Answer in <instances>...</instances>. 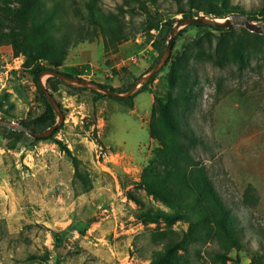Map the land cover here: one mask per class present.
<instances>
[{
	"label": "rangeland",
	"instance_id": "1",
	"mask_svg": "<svg viewBox=\"0 0 264 264\" xmlns=\"http://www.w3.org/2000/svg\"><path fill=\"white\" fill-rule=\"evenodd\" d=\"M229 3L264 24V0ZM181 10L197 12L190 0H0V119L37 132L53 126L38 120L49 114L39 85L40 67L53 68L49 59L85 79L104 71L102 84L127 89L161 60ZM184 28L151 84L155 105H168L177 122L183 116L198 137L192 145L174 135L180 164L198 183L209 178L241 218V247L193 208L194 192L167 202L138 186L158 145L149 90L93 104L91 91L45 75L64 123L41 141L0 127V264H264V34L240 24ZM82 50L100 67H69ZM159 128L171 136L161 119ZM177 181L175 199L183 189Z\"/></svg>",
	"mask_w": 264,
	"mask_h": 264
},
{
	"label": "trees",
	"instance_id": "2",
	"mask_svg": "<svg viewBox=\"0 0 264 264\" xmlns=\"http://www.w3.org/2000/svg\"><path fill=\"white\" fill-rule=\"evenodd\" d=\"M191 5H193V8L197 9V12L194 14L193 11L186 12L185 10H181V13L184 14L185 17H193V16H199L200 12H205V14L211 15L214 14L217 17L216 18H227L230 15H235V14H244L247 15L252 21L255 20L254 17L248 15L244 9H242L238 5H231L229 3V0H190ZM204 2H208L211 5V8L206 7L203 5ZM23 11H18V14H23ZM192 26H197V27H208L206 25H201V24H194ZM174 27V24H170L169 26V31H171ZM210 27V26H209ZM215 30L218 31H224L222 28H215L211 27ZM24 34H30L31 28L30 27H24L22 28ZM186 28L181 30L176 38V41L178 40V37L181 35L182 32H184ZM175 41V43H176ZM175 46V44H174ZM62 59L63 57V52H62ZM245 50L243 47H241L238 51L237 58L239 62L241 63L242 66L245 65ZM49 62L53 66L51 67H46V66H41L40 70L43 72L44 70L51 69L58 71L59 64L57 63L56 59H49ZM169 63V61H168ZM156 62H153L151 66L145 72L142 74V76L149 71L150 68H152ZM41 72V73H42ZM69 76H73L68 73H64ZM81 75H76L73 77H78ZM141 76V77H142ZM168 78L169 82L174 85L175 84V72L171 71L168 73ZM156 79V76L147 84H145L140 91L143 90H149L154 93L155 100L158 99V94H156L154 91L151 89V84L154 82ZM94 81V80H93ZM54 83V82H59L62 84V82L56 78V77H50L48 80V83ZM97 82V81H95ZM100 83V82H98ZM102 84V83H100ZM136 83L131 85L125 90L118 91V92H126L132 89L135 86ZM40 85V82H39ZM108 88H111L113 90H116L111 85H104ZM41 88V87H40ZM81 89L83 92H90L94 93L95 96H93L92 103L97 104V102L103 98H113L112 96H108L105 94H101L99 92L89 90L87 88L83 87H77ZM117 91V90H116ZM139 91V92H140ZM136 95V94H135ZM134 95V96H135ZM134 96H132L129 99H132ZM48 105V110L49 114L46 118L43 116L38 119L42 124L51 123V126L56 123V114L52 109V106L50 103H47ZM169 106L164 104L163 102L160 103V106L157 107L155 105L154 111H153V116L152 120L150 122V134L151 137L154 141L158 142V145L153 151V156L152 158L148 161L147 165L144 167L143 171V177L141 182L138 184V186L148 192L149 195H153L157 198H162L163 200L167 202H174L177 199L180 200H185V194L186 192H194L196 195V201L191 203L193 208L198 210V212L201 214V217L205 219H209L210 221H213L217 223V225L224 231V233L227 235V237L232 241L233 244L237 248H240L242 245L241 237L244 239L245 235V229L243 226V222L241 218L235 213L229 209L224 201L222 199H219L218 196L215 193L214 186L211 184L210 179L207 178L205 175L203 176V181L201 183H198L196 181L197 178L193 176L180 164V161L184 159V152L180 149L179 144L177 143V140L175 139L174 135H180L184 139H186L189 143L197 144L199 143V139L194 133L193 130L187 125L186 119L183 118V116L180 118V122H177L174 116L171 115V113L168 111ZM157 110L158 115H157ZM159 119L163 120L166 124V127L169 129V133L171 136L165 137V135L161 132V129L159 128ZM30 128H32L30 125H27L25 123H22ZM2 127V126H0ZM4 128V127H3ZM33 129V128H32ZM34 130V129H33ZM14 133H18L17 131H13ZM38 139V141L41 140H48L50 139ZM163 166L165 169H167V174L164 176L162 175L161 171H158V167ZM173 170V171H172ZM203 173V171H201ZM174 178H173V177ZM177 181L176 185H180L183 187L182 189V194L179 198L175 199V194L174 190H172V185H174V180ZM206 188V190H205ZM207 191V192H206ZM213 199H215L216 202H213ZM136 202L140 203V201L135 200ZM216 204V207H219L218 211L214 208L215 206L213 205ZM69 229H75V226H71ZM66 235V232H64L59 238L58 241L62 242ZM60 245V244H59ZM172 264V262H167Z\"/></svg>",
	"mask_w": 264,
	"mask_h": 264
},
{
	"label": "water",
	"instance_id": "3",
	"mask_svg": "<svg viewBox=\"0 0 264 264\" xmlns=\"http://www.w3.org/2000/svg\"><path fill=\"white\" fill-rule=\"evenodd\" d=\"M194 24H201L206 25L210 27L215 28H222L224 30L233 28L236 24H240L245 26L248 30L252 32H257L260 34H264V24L263 23H256L252 21L247 15L244 14H235L232 17H227L225 19H219L216 17H209L203 14H200L199 16H193V17H183L179 19L176 23V25L171 30L170 39L168 41L167 48L165 50V53L160 61H158L152 68L149 69L148 72H146L135 84V86L126 92H118L116 90H113L111 88H108L106 86H103L102 84L95 82L93 80L81 78V77H73L69 76L67 74H64L62 72H58L55 70H44L40 74V87L44 94V96L49 101L50 105L55 110L57 116L59 117V123L53 125L49 129L43 131V132H37L33 130L32 128L22 124V123H16L10 120L6 119H0V126L9 128L14 131L18 132H24L30 136H32L35 139H46L52 136L56 130L59 128L60 125H62L65 121V114L64 111L60 105V103L57 101L55 96L50 92L49 88L45 85L43 78L45 75H49L52 77H56L60 79L62 82L67 84L76 85L79 87L87 88L96 92H99L101 94H105L108 96H112L119 99H126L134 96L137 94L142 87L149 83L168 63V60L171 58L174 43L176 41V38L184 27L194 25Z\"/></svg>",
	"mask_w": 264,
	"mask_h": 264
},
{
	"label": "crops",
	"instance_id": "4",
	"mask_svg": "<svg viewBox=\"0 0 264 264\" xmlns=\"http://www.w3.org/2000/svg\"><path fill=\"white\" fill-rule=\"evenodd\" d=\"M77 52H79L80 54V57H81V59H80V61L79 62H77V63H69L68 65H69V67H75V66H77V65H81V64H84V65H90L92 68H94V67H100L99 65L100 64H94V63H92L93 62V57H92V53H90L89 55H87L86 56V53L88 52V51H84V50H82V51H77ZM77 52H75V53H77ZM69 59H71V57H69ZM105 75V73H104V71H102V74L100 73L99 75H98V78H95V77H93V76H91V75H88V76H86L85 75V77H87L89 80H94V81H97V82H100V83H105L104 82V76ZM83 76V75H82ZM142 76V75H141ZM141 78V77H140ZM139 78V79H140ZM138 79V80H139ZM113 86V85H112ZM114 87V86H113ZM114 88H116V87H114ZM151 92V91H150ZM151 94L153 95V98H154V105H155V96H154V93L153 92H151ZM105 99H114V98H110V97H107V98H103V99H101V100H99L97 103H100L102 100H105ZM116 100V99H115ZM117 100H124V99H117ZM153 140V139H152ZM149 161V160H148ZM145 166V165H144ZM123 169H124V171L125 172H127V174H131V172H132V170H130L131 168H128V167H126V165L124 166V164H123ZM138 170V169H137ZM138 171H140V170H138ZM136 179H138V177L136 178Z\"/></svg>",
	"mask_w": 264,
	"mask_h": 264
}]
</instances>
